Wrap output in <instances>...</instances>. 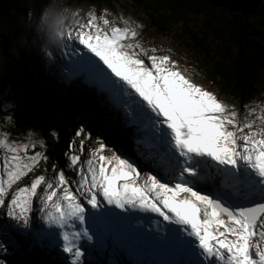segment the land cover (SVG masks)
<instances>
[{"label":"snow or ice","instance_id":"obj_1","mask_svg":"<svg viewBox=\"0 0 264 264\" xmlns=\"http://www.w3.org/2000/svg\"><path fill=\"white\" fill-rule=\"evenodd\" d=\"M89 17L87 24L79 25L80 31L70 26L64 38H75L99 61L81 57L80 63L133 97L136 118L147 121L154 140L177 160L179 176L171 183L142 173L129 156L102 141L82 160L74 142L69 144L73 153L68 162L76 169L77 180L70 181L60 170L52 178L39 174L17 186L47 156L39 151L29 155L27 144L16 146L0 137V150L6 153L0 164V208L27 226L38 200L44 223L60 230L61 249L71 258L70 264H82L80 241L93 238L84 227L86 206L98 211L105 204L121 211L154 213L175 225L174 238L192 251L189 264H264V108L259 114L255 109L248 112L256 119L241 121L234 106L175 70L169 56L155 54L156 49L149 55L132 43L138 34L127 20L120 28L95 13ZM75 136L83 152L84 129ZM198 167L214 169L222 180L242 184L248 203H229L219 194L204 193L195 182ZM185 173L192 179H186ZM77 221L79 230L73 226ZM0 250L7 248L0 244Z\"/></svg>","mask_w":264,"mask_h":264},{"label":"rangeland","instance_id":"obj_2","mask_svg":"<svg viewBox=\"0 0 264 264\" xmlns=\"http://www.w3.org/2000/svg\"><path fill=\"white\" fill-rule=\"evenodd\" d=\"M65 3L74 9L77 14L75 22L71 25L74 31H80V24H87L90 13H95L97 17H104L111 22L110 26H117L120 28L126 26L124 21L127 20L129 22L128 26L134 28L138 34L132 43L140 44L141 48L147 50L149 55L152 54L151 49H156L155 54L169 56L170 59L175 62V70L181 72L186 78L190 79L198 86L214 93L219 100L229 106H233L228 98L219 95L217 87L214 84L208 82L203 77L198 66L202 64V59L206 57V55L201 51L195 50L187 43V37L183 35L184 26L182 21L172 25L170 31L162 34L157 32L154 28L147 27L148 22L144 10L129 0H111L109 3L91 0H65ZM260 9L261 14L254 19V31L251 35V39L253 40L252 45H254L258 53V63L254 80L261 93L248 103L246 108H243V111L246 112L245 114L237 110L239 113L238 118L241 121L246 118L256 119L255 115L249 117L248 112L255 109L256 114H259L261 108H264V1L260 3ZM105 13H107L106 16ZM217 14L221 17L220 12ZM188 26L196 29L201 26V23H198V20L190 21ZM6 33V26L0 21V47ZM75 41L77 42L78 40L75 38L68 40L65 36L63 44L58 48L41 51L37 46L32 45L30 51H35L37 54L40 53V55L42 54L44 56L48 64V67L44 68V73H54V77L57 79L56 81L62 86H72L78 91L86 95L88 94L87 96L90 98L103 96V93L97 88L107 85L110 89L111 86L108 85L102 77L96 75L90 67L80 63L81 57H89L93 61L99 63L98 59L91 56L86 51L83 54L84 46H79V43H75ZM25 43L28 45V42H22L23 45H25ZM76 44H78V47ZM139 50L140 49H136V51ZM129 51H132V49H129ZM211 55L213 54L211 53ZM27 56L26 49L20 53L13 52L10 49L7 51L6 58L2 57L0 54V69L15 73L14 75L18 77H24L26 74L34 77L35 72L30 64H27L23 59L27 58ZM206 60L209 61L210 58L206 57ZM101 67H103L102 64ZM110 91L115 95L118 106L116 108H111V104H104L106 108H109L110 113L114 117L112 123L124 134L125 146H110L108 142L104 140V136L100 130L93 127L88 119L80 117L73 112H66L64 116L59 119L61 125L65 127V130H61L62 133L60 135L64 143V151L62 154L63 166L59 169L60 166L56 165V161L51 164L43 161L44 171L38 174L34 172L30 173L17 186H25L30 183L35 175L44 174L48 178H52L54 172L60 170L64 171L66 169L69 175H67L66 171L64 172L69 180H77L76 169L70 167L68 162V156L73 153V150L69 148V144L75 142L76 154L81 155L82 160H87V151L96 146L99 141L104 142L108 148L125 153L138 165V170L142 173H147L149 175L155 174L162 182L168 181L175 183L176 178L179 176V167L173 168L171 166V161L169 167L168 157L162 152V145L154 140L153 132L147 127L146 121H139L136 116L134 117V115H131V111H128L129 105H131L130 101L133 100V97L124 95L123 91L119 88L111 87ZM15 92L16 89L8 78L0 79V137H5L10 144L16 146L27 144L29 155L34 154L36 151L43 153L41 147L42 135L40 131L33 127L16 130L12 128V109L16 100ZM132 105L135 104L132 103ZM101 112L104 114V110H101ZM134 112L136 114V109ZM130 120H134L135 122L131 123L132 121ZM257 123H259V121H257ZM60 128L61 126L53 120L52 130L56 131ZM81 128L84 129L85 136L83 152L80 151V138L75 136L76 131ZM146 144H153L154 146L149 148ZM105 154L111 155V153ZM5 155L6 153L0 150V164H2ZM21 155H23V153H21ZM47 165H50V167L47 168ZM53 165L56 166L55 169ZM175 168L178 169L173 170ZM0 171H2V167H0ZM198 171L200 173L199 177L213 178L216 176L215 171L212 169L208 170L198 167ZM184 176L186 179H192L188 177L187 173H185ZM17 186H14L13 190ZM222 186L224 188L219 190L209 186L199 187L203 189L204 193L212 192L214 195L219 194L229 203H248V201L245 200L247 189H245L242 184H233L231 181L223 180ZM72 187L73 190H75V184H72ZM40 206V202L34 200L33 211L30 213L29 223L33 224L36 230H41L43 233L46 231L49 236L53 235L55 243L60 251L56 255H60L59 258L62 261L66 262V264H70L71 258L63 253L61 249L62 241L59 237L60 230L54 225L44 223L39 211ZM117 210L119 211V209L112 208L106 204L98 211L91 209L90 206H86V223L84 227L89 230V235L93 238L92 240L83 238L80 241L81 250L84 252L82 264H189V262L192 261L181 257L183 256L181 255L183 252L179 249L181 244L179 245L177 242L171 244L169 243L170 238L167 237H165L164 241L159 240V236L165 235V233H157L147 225H142L144 226V230L148 233L144 235V241L139 239V234L135 237L136 242L133 241L134 237L130 235L127 229L130 225L129 221L125 219L119 220L115 216ZM100 216L104 218L106 216L107 218H105V221H101ZM152 217L154 218L155 215ZM15 226L24 228L22 222H17L7 217L6 210L0 208V244L5 245L7 248V251L0 250V260H4L6 264H17L14 263L11 258L15 254V249L20 247V243L12 236V227ZM73 226L76 230H79L81 227L78 221L74 222ZM121 234L125 235V237H121ZM162 242L169 244L162 246L160 245ZM36 246L35 244V247L31 249L34 250ZM182 248L186 249L184 245H182ZM54 258L57 260L56 256H54ZM200 260H203V257H200Z\"/></svg>","mask_w":264,"mask_h":264},{"label":"trees","instance_id":"obj_3","mask_svg":"<svg viewBox=\"0 0 264 264\" xmlns=\"http://www.w3.org/2000/svg\"><path fill=\"white\" fill-rule=\"evenodd\" d=\"M91 1L109 3L111 0ZM129 1L144 10L148 22L147 27L154 28L159 33L170 31L172 25L182 21L183 35L187 37V43L210 58L208 61L204 57L202 64L198 66L203 77L214 84L219 95L228 98L236 110L243 114L246 113L243 108H246L248 103L261 93L254 80L258 53L251 39L254 19L261 14L260 4L255 13L243 15L241 12H229L215 7L207 0ZM47 3L48 0H0V21L5 24L7 30L1 42L0 54L6 58L7 51L10 49L19 53L26 49L28 56L23 59L30 64L35 75L32 77L26 74L21 78L41 90L49 98L53 119L62 128L41 133L42 151L47 156L48 164L56 161V165L61 169L64 143L60 135L65 127L61 125L59 119L66 112H73L88 119L93 127L100 130L104 140L110 146H125V140L124 134L112 123L114 117L109 108L105 106V104H111V108L118 106L115 95L110 91L111 87L109 89L107 85L99 86L98 90L103 93V96L94 98L88 97V94L72 86L64 87L56 81L54 73H44V68H47L48 64L42 54L38 53V55L35 51H30L34 44L30 40L28 45L22 44L21 36L31 37L32 34L31 29L26 27L29 18L39 17ZM218 12L221 17L218 16ZM196 20L201 23L199 28L193 29L188 26L190 21ZM0 71L4 72L2 69ZM101 110H104V114ZM128 111L133 110L130 107ZM12 128L16 130L14 126ZM46 167L49 168L50 165ZM41 171H44L43 161L34 173L38 174ZM64 171L69 175L67 169ZM209 183L212 184V182ZM29 224L24 228L12 227V236L20 243V247L15 249V254L11 257L13 262L17 264H60L63 262L62 264H66L59 258L60 255H56L60 251L53 235L49 236L46 231L43 233L41 230H36L33 224ZM35 244L37 246L32 250Z\"/></svg>","mask_w":264,"mask_h":264},{"label":"water","instance_id":"obj_4","mask_svg":"<svg viewBox=\"0 0 264 264\" xmlns=\"http://www.w3.org/2000/svg\"><path fill=\"white\" fill-rule=\"evenodd\" d=\"M215 7L229 12L253 14L264 0H207ZM7 77L14 85L16 92L15 105L12 109L13 126L16 129L33 127L45 132L52 129L53 116L49 98L39 89L23 78L0 71V78ZM42 135V134H41Z\"/></svg>","mask_w":264,"mask_h":264},{"label":"clouds","instance_id":"obj_5","mask_svg":"<svg viewBox=\"0 0 264 264\" xmlns=\"http://www.w3.org/2000/svg\"><path fill=\"white\" fill-rule=\"evenodd\" d=\"M76 12L65 0H48L39 17L29 18L26 27L31 37L21 36L22 42H30L41 51L60 47L67 29L75 22Z\"/></svg>","mask_w":264,"mask_h":264},{"label":"bare ground","instance_id":"obj_6","mask_svg":"<svg viewBox=\"0 0 264 264\" xmlns=\"http://www.w3.org/2000/svg\"><path fill=\"white\" fill-rule=\"evenodd\" d=\"M76 30V29H75ZM75 43H79L78 41L76 42L75 41ZM77 45V47H78V44H76ZM79 46H81L80 44H79ZM73 47V46H72ZM71 47V48H72ZM85 49V48H84ZM83 49V54L85 53V51L88 53V54H90L91 56H92V54L91 53H89L88 51H87V49H85L84 50ZM81 51H82V49H81ZM94 57V56H93ZM5 72V71H4ZM54 120V119H53ZM146 124H147V127L149 128V129H151L149 126H148V123H147V121H146ZM147 131V130H146ZM151 132H153L152 131V129H151ZM163 147V153H165V155L168 157V161H169V167H170V161H171V166L174 168V167H179V164H177V160L175 159V158H172V157H170V155H169V153H168V150H167V148H165L164 146H162ZM151 158V157H150ZM167 161V162H168ZM168 168V167H167ZM178 169V168H177ZM176 168L175 169H173V170H177ZM205 169H208L209 170V168H205ZM202 170V169H201ZM213 171H215L214 169H212ZM200 171V170H199ZM203 172V171H202ZM112 208H114V207H112ZM153 215H155V217L153 218L152 216ZM115 216L119 219V220H123V219H125V220H128L129 221V223H130V225H129V227H127V229H128V231H129V233H130V235L132 236V237H134L133 239V241H135L136 240V236L139 234V239L141 240V241H144V235H147L148 233L146 232V230H144V226H142V225H147V226H149L151 229H153L154 231H156L157 233H165V235H162V236H159V240H163L164 241V239H165V237H167V238H170V241H169V243H171V244H174V243H176L177 242V244H179L180 245V243L174 238V236H173V232H174V230H175V228H176V226L175 225H170V224H168L167 222H165V221H163V219H162V217H159V216H157L156 214H154V213H145V212H140V211H138V210H131V209H129L128 211H116L115 212ZM105 218H107L106 216H105ZM105 218L104 217H102V216H100V220L101 221H105ZM121 222V221H120ZM137 222V223H136ZM146 229V228H145ZM152 231V230H151ZM153 231V232H154ZM168 232V233H167ZM141 233V234H140ZM125 235L127 236V234L125 233ZM125 235H122L121 234V237H125ZM143 236V237H142ZM158 236V235H157ZM156 236V237H157ZM142 237V238H141ZM184 240H187V237H186V234H184L183 235V237H182ZM21 240V239H20ZM128 240V239H127ZM34 242V241H33ZM136 242V241H135ZM129 243V242H128ZM169 243H166V242H162V244H160V245H162V246H165V245H167V244H169ZM159 245V246H160ZM185 246V248L186 249H183L182 248V244L180 245V247H179V249H180V251L181 252H183L181 255H183V256H181V257H183V258H186V259H190V260H193L194 259V257L192 256V251H191V249H189L188 247H187V245L185 244L184 245ZM175 250H176V248H175ZM155 253V252H154Z\"/></svg>","mask_w":264,"mask_h":264}]
</instances>
